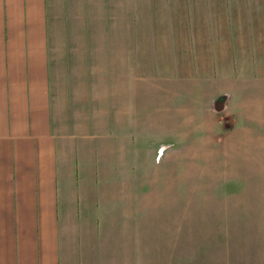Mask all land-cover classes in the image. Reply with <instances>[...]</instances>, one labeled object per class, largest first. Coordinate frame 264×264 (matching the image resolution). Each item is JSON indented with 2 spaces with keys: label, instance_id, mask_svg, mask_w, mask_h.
<instances>
[{
  "label": "crops",
  "instance_id": "crops-1",
  "mask_svg": "<svg viewBox=\"0 0 264 264\" xmlns=\"http://www.w3.org/2000/svg\"><path fill=\"white\" fill-rule=\"evenodd\" d=\"M222 97L260 193L264 0H0V264H181L182 146Z\"/></svg>",
  "mask_w": 264,
  "mask_h": 264
},
{
  "label": "rangeland",
  "instance_id": "rangeland-1",
  "mask_svg": "<svg viewBox=\"0 0 264 264\" xmlns=\"http://www.w3.org/2000/svg\"><path fill=\"white\" fill-rule=\"evenodd\" d=\"M212 110L223 125L219 132L215 128L199 130L198 145L185 142L182 146L181 264H264V188L258 182L260 193H256L254 179L245 185L241 178L238 134L231 130L234 121L227 97L219 98ZM133 132L139 138L138 148L146 154L141 137L144 132ZM206 133L219 135L209 140L203 138ZM146 139L152 140L155 151L150 161L137 163L136 169L151 166L153 174L152 167L157 169L163 155L164 148L160 156L159 147L169 138L157 132ZM164 261L141 258L140 264Z\"/></svg>",
  "mask_w": 264,
  "mask_h": 264
}]
</instances>
